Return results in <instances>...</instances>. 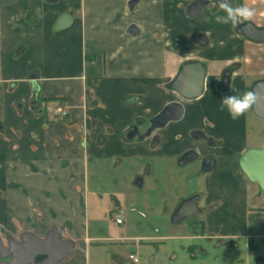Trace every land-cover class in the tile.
<instances>
[{"label": "crops", "instance_id": "1", "mask_svg": "<svg viewBox=\"0 0 264 264\" xmlns=\"http://www.w3.org/2000/svg\"><path fill=\"white\" fill-rule=\"evenodd\" d=\"M131 1L0 0L4 248L25 234L44 239L56 229L61 240L72 244L57 264H89L91 241L128 240L121 228L124 219L120 225L115 222L113 230L108 228V237L89 235L91 165L98 163L99 176L106 170L101 163L107 162L126 170L130 180L143 172L162 180L169 160L177 162L189 148L204 150L203 141L189 134L203 130L205 115L214 123L213 130L205 131L221 147L212 150L219 160L217 170L200 178L207 232L222 238L247 234L249 183L238 160L251 147L244 132L247 112L232 120L220 109V98L251 91L255 82L264 80V44L241 35L237 25L217 22L224 12L215 14L212 6L189 16L195 0H140L130 8ZM227 2L254 8L251 20L264 26V0ZM132 26L140 30L138 36L128 34ZM194 34H205L208 45L196 44ZM192 60L203 62L207 75L203 95L186 101L168 85L181 65ZM226 70L229 85L221 90ZM174 102L184 106L181 120L142 142L124 139L134 126L144 132L149 121ZM60 106L68 109L67 118L55 115ZM199 190L193 188L192 193ZM115 230L119 237H113ZM106 249L113 261L125 264L109 246Z\"/></svg>", "mask_w": 264, "mask_h": 264}, {"label": "rangeland", "instance_id": "2", "mask_svg": "<svg viewBox=\"0 0 264 264\" xmlns=\"http://www.w3.org/2000/svg\"><path fill=\"white\" fill-rule=\"evenodd\" d=\"M252 114L250 108L247 111V123L244 129L247 143L251 147L263 146L264 120L257 119ZM203 126V130L211 131L214 123L205 115ZM192 131H190V137ZM93 164L90 167V185L87 193L89 235L92 238L108 237V228L113 230L115 225V210L120 208L123 210L125 220L121 228L126 229L124 235L128 240L109 243L91 241L88 252L89 264H117L110 258V254L106 253L107 246L110 247L111 254H119L125 264H132L129 259L130 253H136L140 264H183V260L187 264H195L188 259L187 247L200 242L190 237L191 228L187 222L174 225L171 219L180 203L193 194V188L203 190V181L198 180L200 161L180 166L176 160H169L165 166L167 177L162 180L150 177L144 172L143 176L133 177L130 180L126 170H116L112 167V163L107 162L101 163L106 166V170H102L99 176L97 175L98 163ZM136 170L137 167L135 172ZM138 177L144 180L141 186L136 184ZM130 181L133 183L129 184ZM259 193V186L250 183L248 228L253 249L264 257V193L262 195ZM4 199V194L0 192V200ZM112 235L119 237L120 234L115 230ZM153 236L162 237L160 238L162 240H147L148 237ZM202 246L205 249L210 248L208 244L202 243ZM216 253H223L222 249L218 248ZM196 255L197 259L202 258L200 253L197 252ZM151 257H154V260H151Z\"/></svg>", "mask_w": 264, "mask_h": 264}, {"label": "water", "instance_id": "3", "mask_svg": "<svg viewBox=\"0 0 264 264\" xmlns=\"http://www.w3.org/2000/svg\"><path fill=\"white\" fill-rule=\"evenodd\" d=\"M55 2L57 0H48ZM140 0H132L129 4L133 8ZM211 1V0H210ZM207 4L205 0H197L190 4L188 14L191 17L198 16L204 6ZM238 32L252 42L264 44V28H257L251 24H245L239 27ZM128 34L138 36L140 30L136 26H132L128 30ZM193 40L201 45H208V39L205 35L196 34ZM207 75V67L200 61H187L183 63L175 76L169 83L168 89L177 93L183 100L193 101L203 95L205 81ZM229 85V72L222 79L221 88L227 89ZM257 96L256 103L252 106V112L257 117L264 120V80L255 82L251 88ZM184 115V106L181 103L174 102L168 104L158 115L152 118L148 123L146 131L141 132L137 126L131 128L124 135L126 141L137 138L142 142L149 138L155 131L164 129L169 123L182 119ZM200 131L194 132L195 139L203 138ZM198 159L196 152H186L179 163L186 165ZM239 164L245 176L254 184L259 186L260 192L264 193V149L248 148L239 158ZM217 165L214 156H209L202 161L200 173L207 174L212 172ZM198 196H194L184 201L176 210L172 217V224H177L183 219L195 216L199 213L197 208ZM10 244L9 248H4L0 239V264H57L71 250L72 244L61 240L56 229L52 230L44 239H40L33 234H25L20 242ZM8 257L11 259L5 261ZM39 257H44L38 260Z\"/></svg>", "mask_w": 264, "mask_h": 264}, {"label": "flooded vegetation", "instance_id": "4", "mask_svg": "<svg viewBox=\"0 0 264 264\" xmlns=\"http://www.w3.org/2000/svg\"><path fill=\"white\" fill-rule=\"evenodd\" d=\"M195 1H197V0H195ZM205 1H207V4L204 6L203 10L206 9V8H210L212 6V10H215V14H216L217 10H218V5H217L216 0H211V1L210 0H205ZM245 24H251L253 26H256L257 28H264L263 25H258L255 22H253L252 20L241 21L236 26L237 32H238L239 27L242 26V25H245ZM194 35H196V34H194ZM199 35H201V34H199ZM202 35H205V34H202ZM193 36H192V39H193ZM207 39H208V37H207ZM208 43H209V39H208ZM199 46H201V45H199ZM227 72H229V70H226L223 73V76L221 78L220 88H221V84H222V79L224 78V76H225V74ZM221 90H225V89L221 88ZM251 111H252V107H251ZM146 130H147V128H146ZM197 131H200V132L203 133V135H204L203 138L195 139L193 137V133L197 132ZM191 138L193 140L203 141L204 150H197V149L189 148L188 150H186L180 156V158L178 159L177 162H178V164L180 166H186V165L194 163L196 161H200L199 169H198V180H202L203 181V179H200V178H203V177L215 172L217 170V168L219 167L218 157L214 153H212V150L217 149V148L219 149L221 147H218L217 141L213 137L209 136L205 130H202V131L201 130H193L191 132ZM248 148H250V147H248ZM248 148H246V149H248ZM188 151L196 152V154L198 156V159L196 161L188 163L186 165H181L179 163V161L182 158V156ZM209 156H214L216 158V160H217L216 168L210 173L201 174L200 173V169H201L202 161L205 158L209 157ZM239 158H238V160H239ZM246 179H247V182L249 184L252 183L247 177H246ZM136 184L138 186H141L142 185V180L138 178ZM259 195H262V192H260ZM194 196H198L197 208L199 210V213L197 215H195V216L187 217V218H185V219H183L182 221L179 222V223L187 222L189 227L191 228L189 230L190 231V235H191L190 237L192 239L200 242V244L199 243L198 244H191V245H189L187 247L188 259L190 261H192L195 264H264V257L262 256V254L257 252L256 249H253V247H252L251 236L249 235V228H248L247 234H245L243 236L240 235V236H235V237L231 236V237H228V238H222V237H216V236L209 235L208 232H207V228H206L207 224H206L205 217H204V213H205V209H206L205 208L206 192H205V190H202L200 188V190L195 192V193H193L190 196V198L194 197ZM188 199H186V200H188ZM186 200H183L180 203V205ZM178 207L176 208V210L178 209ZM176 210L174 211V213L176 212ZM118 211H121V209H116L115 210V214ZM249 211H250V209L248 207L247 208L248 215H246V220L248 219V222H249V215H250ZM174 213H173V215H174ZM202 217H204V219ZM171 223H172V219H171ZM179 223H177V224H179ZM174 225H176V224H174ZM12 243H10V244L13 245ZM202 243H204L205 245L208 244V246H210V248L209 249H205L202 246ZM218 248H221L223 253L217 254L216 250ZM6 249H10V248L8 247ZM197 252L202 255V258L197 259V255H196ZM43 258L44 257H39L38 260H42ZM10 259L11 258L8 257L5 261H9ZM211 260L214 261V262L216 261V262L215 263L214 262L211 263L210 262ZM182 262H183V264H187V263L184 262V260Z\"/></svg>", "mask_w": 264, "mask_h": 264}, {"label": "clouds", "instance_id": "5", "mask_svg": "<svg viewBox=\"0 0 264 264\" xmlns=\"http://www.w3.org/2000/svg\"><path fill=\"white\" fill-rule=\"evenodd\" d=\"M218 10H222L224 15H217V22L223 24L237 25L241 21H249L255 15L254 8L247 5L232 7L227 0H216ZM257 101L254 91H246L239 95H227L220 98V109L226 111L232 120H238L243 116Z\"/></svg>", "mask_w": 264, "mask_h": 264}, {"label": "built area", "instance_id": "6", "mask_svg": "<svg viewBox=\"0 0 264 264\" xmlns=\"http://www.w3.org/2000/svg\"><path fill=\"white\" fill-rule=\"evenodd\" d=\"M55 115L61 116L63 118H67L68 117V109L60 106L55 110ZM114 219L118 225L122 224L123 223V212L122 211L116 212ZM129 259L131 261H133L135 264H140V260L135 255H130Z\"/></svg>", "mask_w": 264, "mask_h": 264}]
</instances>
